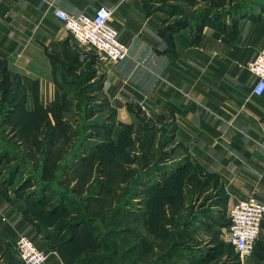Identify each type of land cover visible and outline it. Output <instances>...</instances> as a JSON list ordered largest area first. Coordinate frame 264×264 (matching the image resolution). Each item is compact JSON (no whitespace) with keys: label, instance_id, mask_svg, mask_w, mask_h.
Returning a JSON list of instances; mask_svg holds the SVG:
<instances>
[{"label":"rangeland","instance_id":"rangeland-1","mask_svg":"<svg viewBox=\"0 0 264 264\" xmlns=\"http://www.w3.org/2000/svg\"><path fill=\"white\" fill-rule=\"evenodd\" d=\"M243 5L172 3L192 15L212 10L208 24L231 36L245 16ZM101 86L99 78L59 102L26 107L17 77L0 72V192L19 198L35 224L57 205L65 206L46 215L48 224L74 221V209L99 215L91 226L83 225L78 244L90 237L81 250L77 241L65 245L70 229L48 241L59 256L65 250L76 258L67 264L100 257L111 264H153L162 256L168 257L162 264H253L248 258L242 263L228 235L233 204L217 177L184 155L166 129L169 123L152 117L143 103L130 107L131 122L118 119L117 106ZM108 186L114 191L108 193ZM16 254L15 248V256H0V264H21Z\"/></svg>","mask_w":264,"mask_h":264},{"label":"crops","instance_id":"crops-1","mask_svg":"<svg viewBox=\"0 0 264 264\" xmlns=\"http://www.w3.org/2000/svg\"><path fill=\"white\" fill-rule=\"evenodd\" d=\"M175 1L0 0V72L17 77L26 107L59 102L101 78L118 119L131 122L130 107L143 103L169 123L184 155L217 177L229 204L249 196L264 204V96L252 94L256 77L249 68L264 47V0H247L257 4L233 27L236 36L207 21L200 25L199 16L184 18L188 12L174 9ZM100 5L113 9L112 24L129 48L115 66L78 43L55 15L56 9L94 15ZM181 19L190 22L175 28ZM20 233L48 253L45 264H63L24 215L22 201L0 192V256H15ZM247 260L264 264V221Z\"/></svg>","mask_w":264,"mask_h":264},{"label":"built area","instance_id":"built-area-1","mask_svg":"<svg viewBox=\"0 0 264 264\" xmlns=\"http://www.w3.org/2000/svg\"><path fill=\"white\" fill-rule=\"evenodd\" d=\"M55 15L80 44L94 51L96 57L115 66L129 55L128 46L121 40L119 30L112 24L113 9L100 5L94 15L70 14L56 9ZM249 68L256 77L252 94L264 96V47ZM228 235L238 251L242 263L250 257L260 236L264 221V204L256 197L238 199L229 211ZM16 251L21 264H45L48 253L25 233H20Z\"/></svg>","mask_w":264,"mask_h":264},{"label":"trees","instance_id":"trees-1","mask_svg":"<svg viewBox=\"0 0 264 264\" xmlns=\"http://www.w3.org/2000/svg\"><path fill=\"white\" fill-rule=\"evenodd\" d=\"M244 3L243 6L246 7L245 11L246 12L247 10H249L250 6L252 5H255L257 4L256 2H248L247 0L245 1H242ZM259 4V3H258ZM212 13V10H205L204 12H199V19H201L202 21H206V18H208ZM192 16H198L197 14H193V15H185L184 18H189V17H192ZM185 20L187 19H181L177 22L175 28H177V26H180L182 24H184ZM2 74H5L4 71L1 72ZM17 95L13 96V98H16ZM15 100V99H14ZM13 100V101H14ZM39 104V103H38ZM111 186V185H110ZM108 186L107 187V190H108V193H111L110 190L112 189L113 190V186L112 188ZM48 189V188H47ZM113 195V194H112ZM65 205H57L54 210H53V213L49 215V213H45V217L46 215H48L47 217H53L55 214H58L59 211H62L63 208H64ZM73 212H76L77 214V217L75 218L74 221L72 222H69V223H63V222H60L58 225L55 224V225H52V224H48L47 223V219L45 220V217H41L40 218V223H38V227L39 229L42 231V233L45 235V237L50 240V238L52 237H57V236H61L64 232H66L68 229L71 230V233L69 235V238L68 240L66 241L65 245L68 246V245H71L73 243H75V241H77L78 239H80V235L83 233L84 231V226L83 225H86L88 224L89 226H91L90 224L97 218H99V215L97 214H92L90 215V213H92L90 210L88 211H83V210H80V209H74ZM43 213V212H42ZM72 213V212H70ZM75 214V213H74ZM60 219H63L62 217H60ZM59 219V220H60ZM230 224V222H229ZM57 225V226H56ZM93 226H96V225H93ZM97 229V228H96ZM81 233V234H79ZM85 236V235H84ZM90 237V236H89ZM88 235L85 236V239L82 240V244H78L79 241L76 242V248H78V246L80 247V250L82 249V247L85 246V242L88 238ZM56 246V244H55ZM56 248L59 249L60 251V248L59 246H56ZM73 248V247H72ZM70 251V250H69ZM67 251L64 250V252L60 251V256L62 258V260L65 261V263H69L68 259H71V260H76L75 257H71V254L67 255ZM71 257V258H70ZM167 258L168 257H164L163 256L161 257V259H159L158 261L154 262L155 264H162L161 262L163 261V263H166L167 261ZM81 261V260H80ZM90 261V262H89ZM21 263V261H20ZM111 263H114V261L112 259H109V258H106V257H100V258H93L91 260H88L87 262H81L80 264H111ZM153 263V264H154Z\"/></svg>","mask_w":264,"mask_h":264}]
</instances>
